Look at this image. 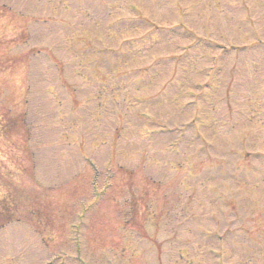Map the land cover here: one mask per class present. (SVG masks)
<instances>
[{"label":"rangeland","instance_id":"rangeland-1","mask_svg":"<svg viewBox=\"0 0 264 264\" xmlns=\"http://www.w3.org/2000/svg\"><path fill=\"white\" fill-rule=\"evenodd\" d=\"M0 264H264V0H0Z\"/></svg>","mask_w":264,"mask_h":264}]
</instances>
